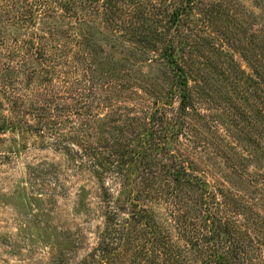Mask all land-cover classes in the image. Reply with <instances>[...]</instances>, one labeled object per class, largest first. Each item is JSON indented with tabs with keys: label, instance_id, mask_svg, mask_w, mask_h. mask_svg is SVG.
<instances>
[{
	"label": "rangeland",
	"instance_id": "374dc122",
	"mask_svg": "<svg viewBox=\"0 0 264 264\" xmlns=\"http://www.w3.org/2000/svg\"><path fill=\"white\" fill-rule=\"evenodd\" d=\"M54 31L71 53L80 35L102 47V113L67 119L68 136L0 135V264H205L195 199L160 168L191 163L211 192L233 190L237 159L264 174V0H0V68ZM169 45L188 80V138L170 133L182 90ZM14 80L23 94L25 76ZM157 109L160 147L142 138Z\"/></svg>",
	"mask_w": 264,
	"mask_h": 264
},
{
	"label": "trees",
	"instance_id": "16d2710c",
	"mask_svg": "<svg viewBox=\"0 0 264 264\" xmlns=\"http://www.w3.org/2000/svg\"><path fill=\"white\" fill-rule=\"evenodd\" d=\"M176 17L180 18L179 11ZM82 23V25L86 24L85 20ZM65 37L67 36L55 31L53 35L44 32L39 38L34 53L23 54L22 57H18V63L11 60L0 68V79L8 78L7 84L4 85L10 89L9 96L4 100L0 99V135L19 131L46 140L45 137L48 135L60 136L66 133L68 136L69 132L64 128L69 123L67 119L73 117L72 122L76 120L82 128L83 125L89 126L92 119L100 118L102 107L99 106L100 101H96L99 93L94 85L95 75L99 71L102 78V47L91 38L80 35L81 40L76 41L78 48L71 53L72 50H67L70 35ZM163 55L174 70L176 76L174 87L182 90L180 108L176 120L172 121L173 126L177 125L178 128L171 130L170 133L188 138L186 115L192 103L188 95L185 69L175 58V48L172 45L166 47ZM75 57L80 58L84 66H81ZM19 76H25L26 82L22 85L24 93L16 96L17 84L14 79ZM96 102L98 104L95 105ZM122 109L114 108L112 113H118V118H123ZM163 109L165 108L162 107ZM159 113L157 109L154 113L146 114L147 121L144 123L151 126L148 132L142 135V138L147 139L150 134V137L158 143L156 144L159 145L158 147L167 135L165 130L160 137L163 129L159 130L157 128L160 126H155ZM160 116L164 121L165 112H161ZM178 119L182 122H178ZM56 141L59 139L57 138ZM66 142L64 149L69 145ZM153 164H150L151 168ZM172 165L168 167L162 164L160 170L166 173L172 170L174 173L170 175L172 178L171 181L169 180V186L172 183L176 187H184L185 192L190 193L187 196L188 202L191 200L188 199L190 197L195 199V204L190 206V211L187 213L195 211L199 215V221L201 217L202 228L205 230L208 228L211 236L204 234V230L201 234L199 232L204 243H213V247L209 248L212 253L203 251L207 254L204 263L242 264L245 261L252 264L255 261L264 263V174L250 171L237 159V163L229 167L231 176L229 175L227 180L233 190L221 188L211 192L207 180L195 175L193 164L181 163L179 167ZM215 241L218 242L217 245ZM241 257L247 258L241 259Z\"/></svg>",
	"mask_w": 264,
	"mask_h": 264
}]
</instances>
